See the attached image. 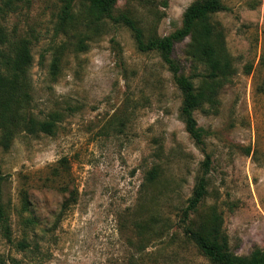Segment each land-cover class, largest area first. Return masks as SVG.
<instances>
[{"label":"rangeland","instance_id":"374dc122","mask_svg":"<svg viewBox=\"0 0 264 264\" xmlns=\"http://www.w3.org/2000/svg\"><path fill=\"white\" fill-rule=\"evenodd\" d=\"M9 1L0 40L30 42L31 113L60 119L52 135L21 132L0 146L11 231L8 242L0 229V264H211L182 222L205 154L208 193L186 224L215 212L235 255L264 251V0H221L225 10L209 18L230 75L194 111L203 149L185 132L171 72L157 53L137 50L127 27L89 25L78 3L60 26L61 0ZM194 1L119 0L114 15L164 37ZM190 42L176 43L172 58L199 90L209 68Z\"/></svg>","mask_w":264,"mask_h":264},{"label":"trees","instance_id":"16d2710c","mask_svg":"<svg viewBox=\"0 0 264 264\" xmlns=\"http://www.w3.org/2000/svg\"><path fill=\"white\" fill-rule=\"evenodd\" d=\"M119 0H61L62 6L58 16L60 26L73 18L75 4L85 6L89 25H97L102 20L127 27L133 36L136 48L140 52H155L171 72L174 83L181 94L179 116L185 132L194 144L205 146L206 132L197 125L194 117L204 102H211L216 95V88L226 82L230 75V64L222 48L220 35L209 23V18L225 10L221 0H196L184 11L182 25L168 36L148 37L143 34L137 22L127 13L114 15V8ZM148 3V0H139ZM0 14L10 9L9 0H1ZM166 7V4H164ZM217 33V34H216ZM187 36L191 37L189 53L193 59L204 62L209 68L203 76L199 90L195 89L190 77L180 73L178 63L172 58L173 47ZM0 146L9 149L14 137L21 132L26 135H52L59 121L57 114H49L45 119H38L31 113L32 86L30 69L32 56L30 42L26 39L9 41L0 40ZM57 63L51 66L52 73L57 70ZM211 156L205 154L201 164V174L197 177L191 197L182 211L183 231L185 236L195 244L201 254L211 264H264V251L253 250L247 256L235 255L229 248L227 236L221 230L218 215L213 212L211 218L198 228L190 227L191 214L195 213L204 201L209 187ZM156 175L151 177L154 179ZM186 224V225H185ZM0 229L3 237L10 242L11 231L1 195L0 177ZM25 247V245H24Z\"/></svg>","mask_w":264,"mask_h":264}]
</instances>
